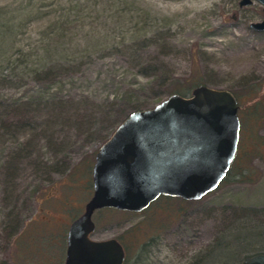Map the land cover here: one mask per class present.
<instances>
[{
    "label": "rangeland",
    "instance_id": "1",
    "mask_svg": "<svg viewBox=\"0 0 264 264\" xmlns=\"http://www.w3.org/2000/svg\"><path fill=\"white\" fill-rule=\"evenodd\" d=\"M58 1L33 0L34 10ZM239 1L100 4L107 17L100 26L102 36L109 38L107 47H96L91 61L68 80L64 93L71 98L64 110L40 107L33 127L8 131L0 125V264H16L20 258L16 230L10 233L9 223L24 222L23 237L52 231L51 241L58 245L72 215L78 210L81 215L93 194L88 198L91 175L89 168L83 172V162H95L99 147L131 111L151 107L171 91L190 94L198 83L235 91L264 79V30L251 26L263 18L264 4L254 0L241 6ZM81 2L85 5L86 0ZM21 3L27 2L0 0V6ZM16 14L20 20L27 17ZM48 22L47 17L27 19L19 29L20 42L33 40ZM134 27L141 28L137 41L149 37L138 57L119 40L133 37ZM23 66H0L1 101L21 97L35 86L33 79H23ZM7 101L0 123L16 104ZM261 125L264 133V120ZM247 164L249 169L242 170L250 178L235 173L200 199L161 198L145 211L103 213L98 221L96 210L93 235L122 236L135 264H240L247 254L264 250V157L254 156ZM159 228L165 231V243L160 242ZM56 258L61 261L58 251H45L41 264H56Z\"/></svg>",
    "mask_w": 264,
    "mask_h": 264
},
{
    "label": "water",
    "instance_id": "2",
    "mask_svg": "<svg viewBox=\"0 0 264 264\" xmlns=\"http://www.w3.org/2000/svg\"><path fill=\"white\" fill-rule=\"evenodd\" d=\"M251 26L264 30V14ZM239 108L231 89L199 84L190 94L172 93L131 111L96 152L94 191L69 226L65 264L125 263L120 240L93 235L100 208L141 211L162 194L200 199L217 189L239 147ZM240 264H264V251Z\"/></svg>",
    "mask_w": 264,
    "mask_h": 264
},
{
    "label": "trees",
    "instance_id": "3",
    "mask_svg": "<svg viewBox=\"0 0 264 264\" xmlns=\"http://www.w3.org/2000/svg\"><path fill=\"white\" fill-rule=\"evenodd\" d=\"M81 1L61 0L56 5L44 2L38 6L36 12L33 0H26L27 3H21V5L16 7L11 5L0 6V66L4 70L14 65L13 70H16L25 65L23 71H26L25 75L27 77L23 79L28 81L31 78V81L33 79L35 82V86L21 97L15 99L12 97L5 98V100H9L7 102L16 104L7 113L4 112L5 116H3L4 118H2L0 123L4 129L10 131L13 128L33 127L35 125V113L40 107L43 108L50 105L55 108L58 107L60 112L64 110L71 98L64 93V86L67 85L68 80L73 79L76 71L81 69L85 63L91 61L96 47L99 50L107 47L105 41L109 38L108 36H102L104 28L100 27L101 24L107 23V17H104L105 12L100 9V4H104L106 0H86L85 5H82ZM47 5L50 6L44 11L42 7ZM16 11H21V14L27 16L26 19L20 20ZM36 17H47L49 24H47L46 28L41 29L39 35L33 40L21 43L18 38L19 29L25 25L27 19L31 20ZM102 18L105 19V22H103ZM139 29L141 28L134 27L131 29L132 35L129 36L133 37L127 38V36H123L119 39L126 51L137 55V57L140 56L141 49L149 41V37H145L146 41L141 38V40L137 41L139 37L135 36H139ZM133 38L134 41L132 43H127V39L131 40ZM84 57L88 59L86 60ZM199 84L206 83H198L197 85ZM233 92L238 97L240 104L241 136L237 154L222 182L231 179L235 173L250 178L249 171L243 172L242 168L249 169L250 166L247 162L252 160L254 156L264 157V133L260 131L261 123L264 120V79ZM172 93H181V90L179 89V92L171 91L170 94ZM5 100H0V110L5 105ZM142 108L145 107L136 109ZM24 141V144H27V140ZM87 162H83L82 169L83 172H86L89 168L91 175L87 185L90 191L89 198L94 190V163L92 161L87 164ZM173 197L177 196L162 195L161 198L171 199ZM68 208L71 210L73 207ZM79 212L78 210L76 214L72 215L73 219L79 216ZM116 212L139 213L138 211L104 207L97 210L96 218L99 214ZM14 223H9L6 228L10 233L16 230L15 237L17 236L19 240L18 246L21 253H17L20 258L15 261L16 264H41V256L44 255L45 251L54 253L58 251L61 261L56 258V264L58 262L65 264L68 225L65 226L63 235H59L60 242L57 245L51 241L52 231L36 237H34L35 235H24L23 237L21 232L23 231L24 222L22 225L18 222ZM15 226L16 228L14 229ZM126 247L128 248L127 245ZM125 264H135L131 261L129 253ZM136 264H142V262L138 260Z\"/></svg>",
    "mask_w": 264,
    "mask_h": 264
},
{
    "label": "flooded vegetation",
    "instance_id": "4",
    "mask_svg": "<svg viewBox=\"0 0 264 264\" xmlns=\"http://www.w3.org/2000/svg\"><path fill=\"white\" fill-rule=\"evenodd\" d=\"M162 195H165V194H162ZM162 195H160L157 199H155L148 207H150L153 203H155V201H157L158 199H161V197H162ZM190 200V199H189ZM192 200V199H191ZM147 207V208H148ZM147 208H145V209H147ZM145 209H143V210H145ZM143 210H141V212L143 211ZM138 212H140V211H138ZM96 227H97V224H96ZM159 229H161V228H159ZM164 229H167V227H165ZM160 231V230H159ZM163 231V232H162ZM164 233H165V231L164 230H162L161 229V231L159 232V238H160V242L161 243H165V238H162V236L164 235ZM112 237H115V238H117L118 240H120V242L123 244V246L125 247V252H126V257H127V254H128V250H127V247H126V245L124 244V242H123V240H122V236H112ZM109 238V237H108ZM99 239V238H98ZM103 239V238H102ZM125 261H126V259H125ZM125 264V263H124Z\"/></svg>",
    "mask_w": 264,
    "mask_h": 264
}]
</instances>
